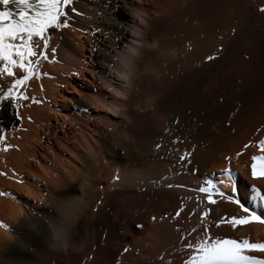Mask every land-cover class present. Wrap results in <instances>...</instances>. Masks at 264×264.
<instances>
[{"label":"bare ground","instance_id":"1","mask_svg":"<svg viewBox=\"0 0 264 264\" xmlns=\"http://www.w3.org/2000/svg\"><path fill=\"white\" fill-rule=\"evenodd\" d=\"M73 7L26 99L0 102V264H184L208 233L264 243V225L233 228L246 213L198 191L235 185L251 207L247 185L264 188L249 168L264 156V0Z\"/></svg>","mask_w":264,"mask_h":264},{"label":"snow or ice","instance_id":"2","mask_svg":"<svg viewBox=\"0 0 264 264\" xmlns=\"http://www.w3.org/2000/svg\"><path fill=\"white\" fill-rule=\"evenodd\" d=\"M73 4L74 0H0V6H3L0 10V75L10 78V83L0 89V102L11 101V106L15 109L18 99H26L19 90L30 78V74L35 73L38 60L46 58L45 50L49 45L50 30L69 26L67 22L69 10L73 13L77 12ZM10 5L13 7L9 8ZM16 70L19 71V76L15 74ZM3 139L4 137L0 136V140ZM259 143L264 146V140ZM244 147L247 148L248 145ZM237 155L239 156L240 153ZM180 159L183 160L184 157L181 156ZM225 159L227 160L228 157ZM249 168L250 179L264 180V156L253 155ZM221 175L232 181L237 179L236 174L228 168L223 169ZM206 183L207 187H201L198 191L206 194L214 191L216 195L238 205L246 213L244 216L227 220L233 228L252 223L264 225V215L255 211L257 208L264 209V188L255 183L247 185L246 196L251 205L249 207L241 202L240 193L235 185L232 186L231 193L226 194L211 180ZM206 199L209 204L216 202L211 195H206ZM179 214L177 212L176 215ZM200 215L203 217L204 213ZM136 227L141 228L142 225L137 224ZM204 232L208 233V229H204ZM185 235L187 234H182L181 239H184ZM186 247L191 255L184 264H264V259L246 254L251 251H264V243L237 241L232 238L216 239L208 233L206 238L197 240L194 247L191 243L186 244Z\"/></svg>","mask_w":264,"mask_h":264},{"label":"rangeland","instance_id":"3","mask_svg":"<svg viewBox=\"0 0 264 264\" xmlns=\"http://www.w3.org/2000/svg\"><path fill=\"white\" fill-rule=\"evenodd\" d=\"M152 97L151 96H145L143 98V103L144 105H147L150 101H151ZM107 107H101V114L100 116L106 120H113L115 119V112H113V107L110 109V108H107ZM110 111V112H109Z\"/></svg>","mask_w":264,"mask_h":264}]
</instances>
